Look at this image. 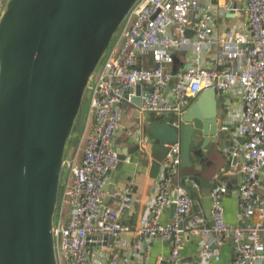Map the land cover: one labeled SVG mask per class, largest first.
Wrapping results in <instances>:
<instances>
[{
  "label": "built area",
  "instance_id": "built-area-1",
  "mask_svg": "<svg viewBox=\"0 0 264 264\" xmlns=\"http://www.w3.org/2000/svg\"><path fill=\"white\" fill-rule=\"evenodd\" d=\"M235 1L221 6L240 17L223 33L214 26L212 0H139L115 32L87 90L78 146L63 163L52 228L57 264H148L156 239L170 244L166 264H188L181 253L185 232L202 238L198 259L189 264L219 262L228 238L233 264L264 262V0H241L240 7ZM212 48L217 53L209 55ZM207 89L215 91L221 111L217 129L237 146L232 159H240L232 167L240 173L238 224L224 221L225 183L210 191L211 224L200 216L186 223L193 199L188 184L180 182L181 144L176 142L167 145L151 204L132 229L122 218L140 201L134 181L129 178L120 187L109 182L119 162L113 141L122 129L125 106L142 115H173L180 122ZM133 98L140 100L137 106ZM232 99L240 102L237 115L230 112ZM171 204V219L163 222ZM131 231L138 240L123 241L122 234Z\"/></svg>",
  "mask_w": 264,
  "mask_h": 264
},
{
  "label": "water",
  "instance_id": "water-1",
  "mask_svg": "<svg viewBox=\"0 0 264 264\" xmlns=\"http://www.w3.org/2000/svg\"><path fill=\"white\" fill-rule=\"evenodd\" d=\"M138 1L5 0L0 13V264H57L52 228L67 146L89 84ZM139 101L132 99L135 106ZM148 132L164 147L180 142L183 169L192 168L191 154L201 157L212 142L229 153L237 150L217 129L212 89L194 98L177 125L154 119ZM197 135L199 149L193 150ZM151 165L157 176L160 162ZM185 180L199 183L192 174L182 178L183 185Z\"/></svg>",
  "mask_w": 264,
  "mask_h": 264
},
{
  "label": "crops",
  "instance_id": "crops-1",
  "mask_svg": "<svg viewBox=\"0 0 264 264\" xmlns=\"http://www.w3.org/2000/svg\"><path fill=\"white\" fill-rule=\"evenodd\" d=\"M233 0H212L213 22L214 26L220 33L225 32L229 26L235 24L239 16H233L222 11L221 6L224 3L232 2ZM239 7L242 4L241 0H236ZM240 15V14H238ZM243 17V16H242ZM217 53L216 48H212L209 55ZM209 55L206 59H209ZM240 102L237 99H232L230 112L237 115V108ZM221 111L217 113V122L219 123ZM153 117V118H152ZM162 120L158 116L151 114H140L134 107L126 105L125 112L122 117V129L120 133L114 138L113 145L115 150L119 153V157H124L122 162H118L116 167L110 172L109 182L114 187H120L132 178L134 181V191L138 195L140 201L135 205L132 213L123 216L122 221L131 226L132 229L138 227L141 219L146 215L147 210L152 201L153 189L157 176H153L151 162L157 160L161 162L164 158L167 147L159 145L155 142L148 132V124L154 119L167 122L169 116H163ZM162 117V118H163ZM225 135V134H224ZM146 137L147 141L141 144V138ZM192 146L193 150L199 149L200 139L196 137ZM240 136L237 138L242 139ZM220 137V141H221ZM219 142H212L208 144L201 151V157L191 154L192 168L180 170V182L185 176L195 175L199 183L185 180L189 186L190 195L193 199L192 210L185 218L186 223L193 218L202 217L207 223L211 224L210 214V191L215 184L225 183L227 193L223 197L222 203L224 207V221L228 226H235L238 224L236 213L238 211L237 188L240 181V173H236V168H232L235 163L240 161L237 158L233 161L230 153L224 146H219ZM218 147L222 150L218 151ZM128 158V160H125ZM235 171V172H234ZM232 172V173H229ZM156 175V174H155ZM110 185V186H111ZM173 208L170 206L165 210L161 220L167 222L171 219ZM134 231L124 233L121 236L123 241H135L138 237L133 233ZM202 238L199 235L185 232L183 234V245L181 253L186 263H192L198 259V248ZM170 244L160 239L154 240L150 247V259L148 264H161L163 258L169 252ZM233 240L228 238L221 248V258L219 262L214 264H233ZM264 264V262L262 263Z\"/></svg>",
  "mask_w": 264,
  "mask_h": 264
},
{
  "label": "rangeland",
  "instance_id": "rangeland-1",
  "mask_svg": "<svg viewBox=\"0 0 264 264\" xmlns=\"http://www.w3.org/2000/svg\"><path fill=\"white\" fill-rule=\"evenodd\" d=\"M173 57H174V66H173V68H172V71L173 72H175L176 70H177V61H178V59L175 57V55H173ZM88 99H89V92L87 91V93H86V105H84V107H83V111H82V122L80 123V129H79V131H77L76 132V134L74 135V133H73V135L72 136H74V138H77V140H79V137H80V135H81V132H82V129L84 128V125H85V120H86V112H87V105H88ZM170 124H173V125H177V121H176V118H173V119H170V121H168ZM196 128H200L199 126H196ZM196 137H198V138H200V136L199 135H197ZM195 140H197V138H195ZM77 146H78V141H77V144H76V148H77ZM75 148V149H76ZM68 153V152H67ZM67 153H66V157H67ZM69 156V155H68Z\"/></svg>",
  "mask_w": 264,
  "mask_h": 264
},
{
  "label": "trees",
  "instance_id": "trees-1",
  "mask_svg": "<svg viewBox=\"0 0 264 264\" xmlns=\"http://www.w3.org/2000/svg\"><path fill=\"white\" fill-rule=\"evenodd\" d=\"M84 105H86V96L84 98V101H83V104H82V107H81L80 115H79L78 120L76 122L75 130H74V135L80 129L79 127H80V123L82 122V117H83L82 116V111H83ZM159 118H161L162 120H165L164 117L163 118L162 117H159ZM173 118H175V117L173 115H170L169 118L166 119V121H170V119H173ZM77 141H78L77 138H74V136L71 137V139L69 141V144L67 146V152H68V153L66 152L67 153V156L68 155H71L74 152V150L76 148Z\"/></svg>",
  "mask_w": 264,
  "mask_h": 264
}]
</instances>
